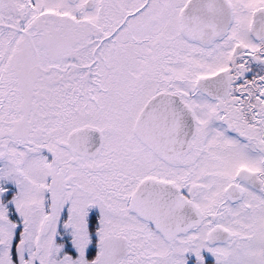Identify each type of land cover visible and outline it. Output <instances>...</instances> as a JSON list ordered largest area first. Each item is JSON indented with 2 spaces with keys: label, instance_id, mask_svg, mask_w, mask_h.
<instances>
[{
  "label": "snow or ice",
  "instance_id": "snow-or-ice-1",
  "mask_svg": "<svg viewBox=\"0 0 264 264\" xmlns=\"http://www.w3.org/2000/svg\"><path fill=\"white\" fill-rule=\"evenodd\" d=\"M0 264H264V0H0Z\"/></svg>",
  "mask_w": 264,
  "mask_h": 264
}]
</instances>
